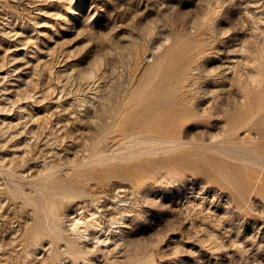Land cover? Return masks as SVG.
I'll return each mask as SVG.
<instances>
[{
  "label": "rangeland",
  "instance_id": "374dc122",
  "mask_svg": "<svg viewBox=\"0 0 264 264\" xmlns=\"http://www.w3.org/2000/svg\"><path fill=\"white\" fill-rule=\"evenodd\" d=\"M0 264H264V0H0Z\"/></svg>",
  "mask_w": 264,
  "mask_h": 264
}]
</instances>
